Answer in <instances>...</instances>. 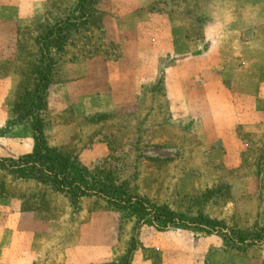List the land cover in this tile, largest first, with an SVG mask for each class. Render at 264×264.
<instances>
[{
    "label": "rangeland",
    "instance_id": "374dc122",
    "mask_svg": "<svg viewBox=\"0 0 264 264\" xmlns=\"http://www.w3.org/2000/svg\"><path fill=\"white\" fill-rule=\"evenodd\" d=\"M125 2L95 0L81 18L76 0H0V158L32 152L37 115L48 146L74 161L76 178L104 181L109 196H137L147 211L164 207L184 220L155 221L93 193L73 198L0 171V250L16 247L27 264H124L129 251L127 264H264V0H241L243 23L256 25L240 35L238 51V35L210 37L212 21L196 14L199 0L148 1L150 8L157 2V10L189 16L186 34L193 39L210 28L201 50L214 41L205 56L221 63L197 69L222 75L235 92L236 119L248 125L232 127V140L224 136L229 128L211 125L210 111L172 108L168 82H157L175 77V58L186 51L161 47L156 79H145L132 94L139 64L125 62ZM73 16L77 26L63 47L50 50L43 107H24L41 64V35ZM145 44L142 52L152 56L153 43ZM235 49L238 56L229 61ZM142 66L154 74L150 63ZM210 99L203 95L202 102ZM198 217L205 221L197 224ZM237 233L263 240L231 246L223 239ZM8 254L2 264L10 263Z\"/></svg>",
    "mask_w": 264,
    "mask_h": 264
},
{
    "label": "crops",
    "instance_id": "0c3cea01",
    "mask_svg": "<svg viewBox=\"0 0 264 264\" xmlns=\"http://www.w3.org/2000/svg\"><path fill=\"white\" fill-rule=\"evenodd\" d=\"M126 1L125 10L122 11L123 15H125V27L122 29V31H125V34H123V37L125 36V62L139 64V67L132 72L133 74L131 76V80H133L131 84L132 94L135 95L138 92V85L145 79L149 81L156 79V64L159 62V57L162 54L161 47L166 49L163 53L182 54L183 51H186L187 57L181 59L175 58L176 64L175 66L173 65L170 73V76L174 75L175 77H164V83L168 82L170 94L173 97L171 107L178 108L179 106V109L187 113L191 111H210L209 121H211V125H222L229 128L225 131L224 136L232 140L235 137L232 135V127L248 125L245 120L239 121L238 118L236 119L235 100L233 98L235 92L222 83V75L215 73V71H213L214 73H208L210 72L209 70L203 71L197 68L200 67V64L206 62L212 63L220 61L219 58L211 59V57H206L213 52L212 49H215L214 41L210 42L211 47H208V50H201L208 38L214 37L217 39L216 37L219 36L238 35L237 41L233 42V46H236L235 48L238 51L241 41L239 39L240 35L245 31L253 30L255 27L256 23H243V17L238 13L241 0L238 2L232 0L231 3L229 0H199L198 7L200 10L196 14L201 16L202 19L205 18L207 21L211 20V29L213 31V36L209 37L210 31L208 29L210 28L207 27L201 39H193L187 36L186 29H188L189 24L190 27L192 26L189 16L185 17L180 15L178 17L177 12L169 11L170 13L167 14L165 11L157 10L154 7V4L157 2L153 3L150 8L151 5L148 2L150 0ZM146 33H151L152 36H148ZM161 37L164 40H161ZM145 42L153 43L154 49L152 56L151 53L148 55L149 52H142V47L146 45ZM217 44L219 45L218 42ZM128 47H132L133 51L131 49L129 50ZM135 48H141V51L134 52ZM236 49L231 56L229 55L227 57L229 61L236 59L235 57L238 56ZM207 51L211 52L208 53ZM119 61L122 60L119 59ZM117 63L119 62L117 61ZM140 63H150L151 71L154 74H150L145 66L140 67ZM109 81H113V86H115V83H118V80ZM174 88H178L175 93H173L175 91ZM203 95H208L211 98L210 102H202ZM190 96H193L192 101ZM180 99L183 102H179ZM193 115L195 116V113ZM17 234L20 233L18 232ZM9 247L11 248V245ZM12 248L11 252H3V249L0 250L2 253L0 255L2 257L0 264L4 261L3 257L6 253H10L8 254L10 256L9 264H27L26 253L24 256L16 247L12 246Z\"/></svg>",
    "mask_w": 264,
    "mask_h": 264
},
{
    "label": "trees",
    "instance_id": "16d2710c",
    "mask_svg": "<svg viewBox=\"0 0 264 264\" xmlns=\"http://www.w3.org/2000/svg\"><path fill=\"white\" fill-rule=\"evenodd\" d=\"M78 6L76 7L80 12L81 18L85 17L87 13H91L90 9L95 0H76ZM75 8V9H76ZM69 17V16H68ZM78 16H73L72 19H64L52 27H47L46 32L40 37V57L41 64L36 68V78L34 79L31 91L24 94V107L28 109L33 107L42 108L44 104V94L50 79V71L52 60L50 58V50L61 49L68 39L72 30L77 26ZM157 82L164 84V79L159 78ZM15 103L16 111L21 106L20 102ZM23 106V105H22ZM31 111V110H30ZM29 111H27L28 114ZM30 128L33 133L34 147L32 152L23 155L18 159H1L0 158V171L12 175L22 180H33L35 182L50 186L54 191L59 193H66L73 198L81 196L93 195L102 197L109 203L121 209H130L138 213L149 214L155 221L163 223H176L184 220L182 215L172 213L164 207L152 208L146 210L145 203L137 196H126L124 198H114L108 194V184L106 182L98 181L88 185L84 179L76 178L72 172L74 161L58 149L48 146L43 132V125L39 116L33 114L32 123ZM197 224H202L201 217L196 218ZM192 223H195L194 221ZM207 224L209 222H206ZM238 234V233H237ZM262 236V235H261ZM261 236H248L238 234L235 238H226L224 240L228 245L234 246V243L244 244L247 240L251 243L262 241ZM132 250V247H131ZM131 256V251L126 256L127 264Z\"/></svg>",
    "mask_w": 264,
    "mask_h": 264
}]
</instances>
